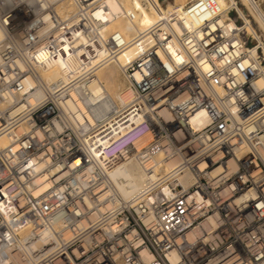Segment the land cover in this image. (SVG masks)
I'll return each instance as SVG.
<instances>
[{
  "label": "built area",
  "instance_id": "1",
  "mask_svg": "<svg viewBox=\"0 0 264 264\" xmlns=\"http://www.w3.org/2000/svg\"><path fill=\"white\" fill-rule=\"evenodd\" d=\"M235 7L138 27L106 0H0V264H264V36ZM130 158L147 181L124 200L107 172Z\"/></svg>",
  "mask_w": 264,
  "mask_h": 264
},
{
  "label": "bare ground",
  "instance_id": "2",
  "mask_svg": "<svg viewBox=\"0 0 264 264\" xmlns=\"http://www.w3.org/2000/svg\"><path fill=\"white\" fill-rule=\"evenodd\" d=\"M110 9L114 13H118L122 8L134 11L137 19L136 25L141 27L151 22L156 17L164 16L168 11L173 9L179 10L187 0H166L165 10L158 6V0H148V5L141 8L137 2L133 0H106ZM140 1V0H139ZM196 1V0H192ZM252 3L254 14L259 23L260 28L264 31V15L261 10L253 3V0H242ZM229 2L234 3L235 0H220L223 7H228ZM146 5V3H145ZM160 7V8H159ZM238 13L244 19V27L246 31L252 32L256 37L260 38L259 31L253 24V20L248 19L242 9H238ZM232 19V18H231ZM255 22V20H254ZM258 26V29H260ZM133 23L128 22L123 16L111 17L108 22V29L128 30L134 28ZM260 29V30H261ZM264 36V33L262 32ZM133 54L130 47L122 52L115 63H111L101 68L97 72V76L92 85L94 93H104L105 100L97 106V113L105 114L113 107L123 104L126 98L124 92V82L121 77L120 65L124 64ZM41 74L46 78H55L59 74L56 67L48 70H42ZM147 181V174L142 164L136 158L125 160L107 172L108 189L115 193L117 198L128 200L142 192V188Z\"/></svg>",
  "mask_w": 264,
  "mask_h": 264
},
{
  "label": "rangeland",
  "instance_id": "3",
  "mask_svg": "<svg viewBox=\"0 0 264 264\" xmlns=\"http://www.w3.org/2000/svg\"><path fill=\"white\" fill-rule=\"evenodd\" d=\"M135 2H137L138 6H140L141 8L145 7L148 5V0H133ZM172 1V0H171ZM236 2V7L235 9L232 11V16H235L239 19V21H241L240 17L238 16V9H242V11L245 13V15L250 19V20H253V24L254 26L258 29V26H259V23L255 17V14H254V7L252 6L253 4L252 3H249L247 1H242V0H235ZM146 3V5H145ZM165 3H161L160 0H158V6H160L162 8V10H165ZM253 3L261 10L262 14L264 15V0H253ZM159 7V8H160ZM243 18V17H242ZM255 20V22H254ZM260 28V26H259ZM261 29V28H260ZM258 30L259 32H263L264 31L261 29V30ZM122 77V76H121Z\"/></svg>",
  "mask_w": 264,
  "mask_h": 264
},
{
  "label": "water",
  "instance_id": "4",
  "mask_svg": "<svg viewBox=\"0 0 264 264\" xmlns=\"http://www.w3.org/2000/svg\"><path fill=\"white\" fill-rule=\"evenodd\" d=\"M166 0H161V3H164Z\"/></svg>",
  "mask_w": 264,
  "mask_h": 264
}]
</instances>
